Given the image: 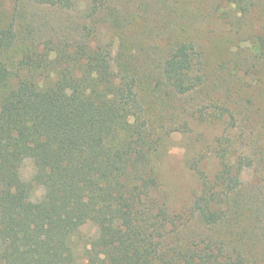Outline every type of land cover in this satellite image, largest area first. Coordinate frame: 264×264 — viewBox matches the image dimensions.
Masks as SVG:
<instances>
[{"label": "trees", "instance_id": "1", "mask_svg": "<svg viewBox=\"0 0 264 264\" xmlns=\"http://www.w3.org/2000/svg\"><path fill=\"white\" fill-rule=\"evenodd\" d=\"M172 1L146 0L129 14L118 9L113 24L133 26ZM2 2L0 56L19 50L24 74L11 84L13 70L0 58V264H264V254L242 241L246 230L232 227L241 208L253 234L264 232V111L241 110L238 153L231 135L220 141L217 170L193 166L199 190L177 208L156 163L162 136L144 116V52L127 50V34L117 54L114 42L97 40L110 0H89L77 31L75 23L36 22L29 11L69 10L76 0H10L8 19ZM24 26L27 42L20 40ZM200 57L194 39L176 45L159 62L158 90L184 95L202 85ZM27 159L30 179L21 174ZM248 169L252 180L244 184ZM85 222L96 229L88 238L79 232Z\"/></svg>", "mask_w": 264, "mask_h": 264}, {"label": "rangeland", "instance_id": "2", "mask_svg": "<svg viewBox=\"0 0 264 264\" xmlns=\"http://www.w3.org/2000/svg\"><path fill=\"white\" fill-rule=\"evenodd\" d=\"M145 1L110 0V9L104 10L105 17L95 30L99 34L98 41L114 42V54H117L120 37L125 34L129 40L127 50L144 52L139 59L144 116L154 136H162L157 167L167 188L176 197V207L182 208L199 190L197 170L192 167L198 166L214 174L218 168L214 147L220 141L228 142L226 139L230 135L237 153L239 144H243L240 134L245 113L241 110L251 107L258 113L264 111V0H247L243 7L236 0H173L171 8L143 14L133 26L128 24L119 28L113 24V18L119 17L118 9L129 14L128 10L135 11V7ZM2 5V19L10 18V0H3ZM88 10L89 0H76L69 10L35 6L29 11L31 16L34 14L39 19L32 16L36 22L48 21L53 27L75 23L77 27L83 24V16ZM78 29L74 28V31ZM30 38L27 27H22L20 40L27 42ZM191 39L201 52L198 68L204 77L202 85L188 94L165 95L162 88L158 90L159 62L164 61L176 45ZM131 40L142 49L134 47ZM20 56L17 49L0 56L13 70L11 84L18 81V74H24L18 69ZM33 173L32 160H25L21 169L23 178L30 179ZM252 176L253 170H245L242 182L248 184ZM41 194L42 188L38 187L33 197ZM233 226L237 232L245 229L242 241L254 245L260 256L264 254V232L253 234L241 208H236ZM79 227L83 238L93 235L96 230L91 222Z\"/></svg>", "mask_w": 264, "mask_h": 264}]
</instances>
